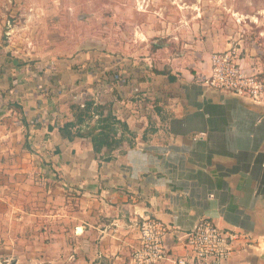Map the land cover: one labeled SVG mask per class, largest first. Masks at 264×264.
<instances>
[{
	"label": "crops",
	"instance_id": "0c3cea01",
	"mask_svg": "<svg viewBox=\"0 0 264 264\" xmlns=\"http://www.w3.org/2000/svg\"><path fill=\"white\" fill-rule=\"evenodd\" d=\"M245 29L236 48L264 81L263 9ZM22 49L0 41V263L134 264L137 225L152 217L171 228V257L188 255L184 234L207 218L249 234L223 264H264V97L205 86L210 54L194 71L157 68L174 80L134 66L116 80L85 78L87 96L112 101L133 133L112 155L98 154L90 136L61 135L70 105L43 90L49 62ZM53 75L51 86L82 82L67 70L61 81Z\"/></svg>",
	"mask_w": 264,
	"mask_h": 264
},
{
	"label": "rangeland",
	"instance_id": "374dc122",
	"mask_svg": "<svg viewBox=\"0 0 264 264\" xmlns=\"http://www.w3.org/2000/svg\"><path fill=\"white\" fill-rule=\"evenodd\" d=\"M262 9L264 0H0V16L8 21L0 41L49 62L42 66L48 72L43 90L64 95L66 105L100 103L87 96L83 81L138 72L131 66L194 71L209 54L236 49ZM66 70L82 82L73 88L62 82ZM52 74L61 83L51 86Z\"/></svg>",
	"mask_w": 264,
	"mask_h": 264
},
{
	"label": "built area",
	"instance_id": "2783aa9c",
	"mask_svg": "<svg viewBox=\"0 0 264 264\" xmlns=\"http://www.w3.org/2000/svg\"><path fill=\"white\" fill-rule=\"evenodd\" d=\"M201 81L209 88L254 102L264 97V81L256 71L245 68L237 48L210 54L209 73L202 76ZM137 229L139 243L132 248L131 253L134 264H223L234 253L239 241L250 238L249 234L223 229L205 218L183 236L188 255L171 257L164 245L171 232L166 223L143 217Z\"/></svg>",
	"mask_w": 264,
	"mask_h": 264
},
{
	"label": "trees",
	"instance_id": "16d2710c",
	"mask_svg": "<svg viewBox=\"0 0 264 264\" xmlns=\"http://www.w3.org/2000/svg\"><path fill=\"white\" fill-rule=\"evenodd\" d=\"M155 72L168 74L170 80L175 79L170 75V70ZM258 77L262 79L259 74ZM12 106L20 109L16 104ZM70 111V119L59 125V131L64 138L73 140L76 137L90 136L96 153L110 155L123 147L125 142L131 143L129 137L133 133L128 124L114 114L112 101L97 103L93 99L86 100L83 107L80 103H72Z\"/></svg>",
	"mask_w": 264,
	"mask_h": 264
},
{
	"label": "water",
	"instance_id": "95a60500",
	"mask_svg": "<svg viewBox=\"0 0 264 264\" xmlns=\"http://www.w3.org/2000/svg\"><path fill=\"white\" fill-rule=\"evenodd\" d=\"M14 263V261L12 262V264Z\"/></svg>",
	"mask_w": 264,
	"mask_h": 264
}]
</instances>
